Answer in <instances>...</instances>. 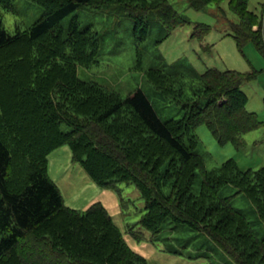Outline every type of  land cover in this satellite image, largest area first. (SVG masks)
Segmentation results:
<instances>
[{
	"label": "trees",
	"instance_id": "obj_1",
	"mask_svg": "<svg viewBox=\"0 0 264 264\" xmlns=\"http://www.w3.org/2000/svg\"><path fill=\"white\" fill-rule=\"evenodd\" d=\"M35 1L43 13L24 29L10 33L0 18V264L45 262H32L26 246L60 264H147L100 201L84 210L64 204L47 173L48 154L62 144L101 188L119 192V184L135 185L144 202L136 223L154 240L169 225L187 228L205 235L233 264H264V235L232 205L231 195L220 192L224 185L234 186L264 223V164L241 170L228 158L206 169L194 133L205 124L218 143L241 147L242 135L262 123L246 109L241 89L260 69L208 67L197 73L184 60L149 67L147 79L159 96H171L181 110L179 118L161 119L140 88L122 97L81 80L76 65L96 61L100 35L89 25L81 27L76 14L66 26L61 20L83 6L126 14L139 40L157 20L166 30L156 40L162 41L185 21L170 0ZM219 1L187 0L195 10ZM13 3L0 0V7L12 9ZM228 3L239 17L231 25L236 47L244 56L251 44L264 59V3L261 17L247 8V0ZM207 30L194 26L199 35ZM192 237L174 239L183 246ZM168 238L163 237L164 250L181 254Z\"/></svg>",
	"mask_w": 264,
	"mask_h": 264
},
{
	"label": "rangeland",
	"instance_id": "obj_2",
	"mask_svg": "<svg viewBox=\"0 0 264 264\" xmlns=\"http://www.w3.org/2000/svg\"><path fill=\"white\" fill-rule=\"evenodd\" d=\"M170 2L185 21L179 23L162 41L156 40L166 30L157 20L151 23L147 36L139 40L134 31V22L126 14L83 6L66 15L61 20L63 26L67 25L72 14H76L81 27L89 25L100 35L96 61L89 66L77 64V76L122 97L140 88L159 117L165 119L179 118L181 110L171 96H159L147 79L146 70L149 67L171 66L184 60L197 73L208 67L239 71L260 69L257 77L243 83L241 89L247 96L246 109L256 112L262 123L242 135L241 147L231 142L218 143L205 124H198L194 128L200 141L198 152L206 169L216 167L228 158H233L241 170L258 169L264 164V59L251 44L245 46L246 56L236 47L231 25L237 23L239 17L231 10L228 0L209 2L201 10L190 7L187 0ZM263 3L264 0H247V8L261 17ZM42 13L43 7L35 0H14L13 8L8 10L0 7L2 25L10 33L17 27L26 28ZM195 24L207 25L208 30L199 35L194 32ZM255 28L252 26L251 29ZM49 55L46 53L44 56ZM9 131H12L11 128ZM47 173L58 186L66 206L84 210L91 203L100 201L119 227L125 242L142 255L147 264H233L205 235L188 230L185 224L180 226L186 231H176L169 225L158 234L160 238L154 240L149 230L136 223L144 212V202L135 185L119 184V192L96 185L79 162L72 159L68 144H62L48 154ZM198 178L193 184L194 191L198 188ZM220 192L225 196L231 195L232 205L245 211L253 229L263 236L264 223L259 221L252 203L242 193H235L236 188L230 184L224 185ZM164 236H168L166 241L173 242L182 253L164 250ZM176 236L183 239L194 237L181 246L176 243ZM25 249L32 262L40 258L45 261L43 264H60L52 258L44 259L37 249L32 250L28 246Z\"/></svg>",
	"mask_w": 264,
	"mask_h": 264
},
{
	"label": "crops",
	"instance_id": "obj_3",
	"mask_svg": "<svg viewBox=\"0 0 264 264\" xmlns=\"http://www.w3.org/2000/svg\"><path fill=\"white\" fill-rule=\"evenodd\" d=\"M261 7H262V6H261ZM254 26L256 27V25H254ZM254 26H253V27H254ZM255 29H256V28H255ZM246 46H250V45L248 44V45H246ZM249 48H250V47H249ZM245 49H246V48H244V50H243V51H244V54H245ZM246 54H247V53H246ZM246 54H245V56H246ZM249 61H250V60H249ZM91 202H92V201H91ZM89 204H90V203H89Z\"/></svg>",
	"mask_w": 264,
	"mask_h": 264
}]
</instances>
